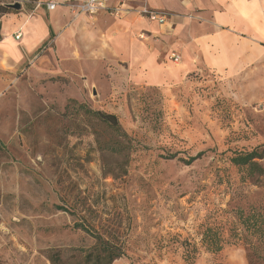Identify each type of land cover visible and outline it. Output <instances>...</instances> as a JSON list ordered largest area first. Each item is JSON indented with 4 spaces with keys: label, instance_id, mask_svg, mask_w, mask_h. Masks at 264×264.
<instances>
[{
    "label": "rangeland",
    "instance_id": "1",
    "mask_svg": "<svg viewBox=\"0 0 264 264\" xmlns=\"http://www.w3.org/2000/svg\"><path fill=\"white\" fill-rule=\"evenodd\" d=\"M2 1L30 15L52 1V13L66 5L69 17L17 70L0 73V264H51L50 254L83 264L97 235L120 248L112 264H264V175L230 162L264 150V0L258 61L179 81L165 70L157 84L139 81V65L93 57L108 47L95 18L107 28L120 15L80 14L79 0ZM143 17L155 31L138 38L163 69L179 66L171 31ZM77 18L79 34L68 38L82 57L63 63L55 44ZM94 112L115 116L125 135ZM257 162L264 170V156Z\"/></svg>",
    "mask_w": 264,
    "mask_h": 264
},
{
    "label": "crops",
    "instance_id": "2",
    "mask_svg": "<svg viewBox=\"0 0 264 264\" xmlns=\"http://www.w3.org/2000/svg\"><path fill=\"white\" fill-rule=\"evenodd\" d=\"M158 1L166 6H157ZM220 1L113 0L108 3L107 10L99 14L113 16L110 13L112 8L121 6L120 18L107 28L105 24L108 21L103 15L95 18L93 24L100 32L94 35H99V44L104 42L108 47L99 46L98 51H93V57L117 56L132 66L139 65V81L147 84L164 81L161 72L165 70L169 72L168 79L179 81L185 74L201 67L219 70L251 65L253 61H258L259 53L258 45L254 43L260 30L259 0L227 1L221 10L218 6ZM146 8L165 16L166 22L161 24V30L171 31L173 46L178 50L181 60L179 66L163 69V63H157V52H149L147 42L138 38L143 36L151 39L155 31L151 24L141 18V11ZM46 11L34 15L11 13L0 17L1 74L7 75L17 70L40 47L48 44L57 28L69 17L66 5L61 7L58 14ZM81 21L80 18L74 20L70 30L60 33L57 39L54 51L63 63L76 62L78 57H82L83 52L77 43H71L68 38L70 35L74 39L77 37ZM16 36L19 38L16 39ZM90 49H94L92 45ZM93 57L89 60L90 68L96 63Z\"/></svg>",
    "mask_w": 264,
    "mask_h": 264
},
{
    "label": "trees",
    "instance_id": "3",
    "mask_svg": "<svg viewBox=\"0 0 264 264\" xmlns=\"http://www.w3.org/2000/svg\"><path fill=\"white\" fill-rule=\"evenodd\" d=\"M7 2L0 0V17L5 14L13 13L7 6ZM97 119L107 124L117 135H125L122 133L119 123L115 116L110 114H104L101 112L93 113ZM121 148H113V152H120ZM264 156V150L259 151V148H255L249 152L235 153L230 162L238 169H244L249 177H259L264 175V170L258 164V160ZM198 156L191 157L188 160L192 163ZM96 243L92 252H87L84 255L83 264H112L116 259L120 258L123 254L115 244L102 238L101 236H94ZM51 264H64L61 262L58 254H50L47 256Z\"/></svg>",
    "mask_w": 264,
    "mask_h": 264
},
{
    "label": "built area",
    "instance_id": "4",
    "mask_svg": "<svg viewBox=\"0 0 264 264\" xmlns=\"http://www.w3.org/2000/svg\"><path fill=\"white\" fill-rule=\"evenodd\" d=\"M113 0H83L80 4H78L77 7V12L86 16H95L97 14H99L100 12H104L107 10V5L109 2H111ZM56 7V4L52 1H48L45 3V8L48 11H53ZM121 6H116L114 8H112V11H110V13L115 16L118 17L121 13ZM142 16H144V18H146L149 21H154L158 24H164L166 21V18L163 14L156 12V11H152V10H147V9H143L141 11ZM19 36H16V39H18ZM170 60L174 63V64H178L180 63V56L178 54L175 53H171L170 54Z\"/></svg>",
    "mask_w": 264,
    "mask_h": 264
},
{
    "label": "water",
    "instance_id": "5",
    "mask_svg": "<svg viewBox=\"0 0 264 264\" xmlns=\"http://www.w3.org/2000/svg\"><path fill=\"white\" fill-rule=\"evenodd\" d=\"M10 9H13L15 11H18L21 9V4L16 2V3H13V4H8L7 5Z\"/></svg>",
    "mask_w": 264,
    "mask_h": 264
}]
</instances>
